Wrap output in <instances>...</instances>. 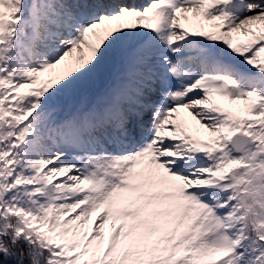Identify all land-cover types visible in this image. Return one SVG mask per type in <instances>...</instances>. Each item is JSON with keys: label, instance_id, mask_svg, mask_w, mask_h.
I'll use <instances>...</instances> for the list:
<instances>
[{"label": "snow or ice", "instance_id": "snow-or-ice-1", "mask_svg": "<svg viewBox=\"0 0 264 264\" xmlns=\"http://www.w3.org/2000/svg\"><path fill=\"white\" fill-rule=\"evenodd\" d=\"M0 264H264V0H0Z\"/></svg>", "mask_w": 264, "mask_h": 264}]
</instances>
